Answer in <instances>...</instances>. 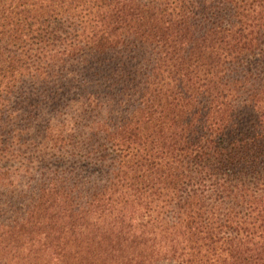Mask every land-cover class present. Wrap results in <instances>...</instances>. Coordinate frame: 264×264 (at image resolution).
Here are the masks:
<instances>
[{
	"label": "trees",
	"instance_id": "trees-1",
	"mask_svg": "<svg viewBox=\"0 0 264 264\" xmlns=\"http://www.w3.org/2000/svg\"><path fill=\"white\" fill-rule=\"evenodd\" d=\"M0 264H264V0H0Z\"/></svg>",
	"mask_w": 264,
	"mask_h": 264
}]
</instances>
